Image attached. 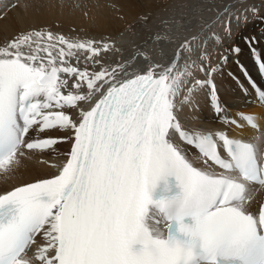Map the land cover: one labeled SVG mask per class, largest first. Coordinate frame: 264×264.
I'll return each instance as SVG.
<instances>
[{
  "label": "snow or ice",
  "instance_id": "snow-or-ice-1",
  "mask_svg": "<svg viewBox=\"0 0 264 264\" xmlns=\"http://www.w3.org/2000/svg\"><path fill=\"white\" fill-rule=\"evenodd\" d=\"M34 4L10 0L0 20ZM217 8L177 0L173 13L193 15L199 31L177 37L167 63L140 71L135 56L104 62L123 54L116 38L32 27L0 43V264H264V201L254 199L264 192V114L241 111L259 135L231 138L238 120L222 93L242 77L264 102L242 61L247 49L264 73V32H237L232 56L216 64L205 39L221 16L228 39L233 19L264 27V8ZM79 52L92 70L70 62ZM198 95L221 129L185 127L183 107ZM28 163L34 174L24 179Z\"/></svg>",
  "mask_w": 264,
  "mask_h": 264
},
{
  "label": "bare ground",
  "instance_id": "bare-ground-1",
  "mask_svg": "<svg viewBox=\"0 0 264 264\" xmlns=\"http://www.w3.org/2000/svg\"><path fill=\"white\" fill-rule=\"evenodd\" d=\"M18 2L23 3L24 0H18ZM9 3L10 0H0V10ZM66 3H63L62 0H35V4L40 5L38 11L34 4L28 10L20 8L10 12L7 19L0 20V43L21 29L32 27L48 28L69 39L108 40L116 38L119 41L118 46L122 47L124 52L123 54L115 52L102 54L104 62L115 66L116 63H123L124 60L135 56L137 61L135 70L140 71L146 69L151 63H167L176 50L177 37L182 39L184 36L199 31V25L193 15L189 14L180 18L178 10L173 13L172 8L177 0H71ZM213 3L218 6L216 12L221 13L224 8H231L233 12L237 10L243 12L244 8L251 4L264 8V0H213ZM216 12L208 14L211 16V20H216ZM177 19H180V24L175 23ZM226 19L225 16H221L220 21L211 24L210 31L205 36L209 51L213 53L214 64L219 63L224 55L232 56L228 52V47L233 43V40L239 39L236 36L237 32L240 33V36L247 33L259 35L264 32V27L259 23H252L244 27L238 25L233 19L231 23L233 39H228L223 31ZM122 31L123 37L120 36ZM213 32L224 37L223 45H217L211 39ZM262 45H264V41H262ZM138 52L139 55H137ZM260 52L264 53V46L260 47ZM86 55V53L79 52L69 59L74 66L88 67L89 70H92L93 65L90 61H86ZM242 61L247 64L255 85L264 89V81L261 77L263 73L258 70L256 62L249 55L247 49H245ZM128 70L133 71L132 68ZM224 71L229 72L232 69L226 66ZM237 84L247 88L251 95L241 94ZM222 93L230 106L229 117L239 119L241 111L245 114H264V102L258 100L252 86L242 77L235 83L227 82ZM181 119L185 127L191 130L211 128L218 130L223 126V121L213 115L210 102L204 95H198L190 103L184 105ZM261 123L264 124L263 120ZM228 131L229 135L238 137L252 138L256 136L253 129L246 125L243 127L231 125ZM33 174L34 165L28 163L21 169L18 176L29 179ZM6 187L7 184L0 181V192ZM254 199L264 201V192H256Z\"/></svg>",
  "mask_w": 264,
  "mask_h": 264
},
{
  "label": "rangeland",
  "instance_id": "rangeland-1",
  "mask_svg": "<svg viewBox=\"0 0 264 264\" xmlns=\"http://www.w3.org/2000/svg\"><path fill=\"white\" fill-rule=\"evenodd\" d=\"M62 1H63V3H64V2H65V3H66V2H67V3H68V2H71V0H70V1H68V0H62ZM81 1H83V0H81ZM67 3H66V4H67ZM216 51L218 52L219 50H216Z\"/></svg>",
  "mask_w": 264,
  "mask_h": 264
}]
</instances>
